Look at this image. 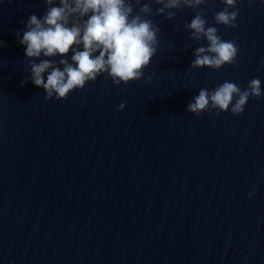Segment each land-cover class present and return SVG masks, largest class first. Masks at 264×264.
Returning a JSON list of instances; mask_svg holds the SVG:
<instances>
[{
  "label": "clouds",
  "instance_id": "1",
  "mask_svg": "<svg viewBox=\"0 0 264 264\" xmlns=\"http://www.w3.org/2000/svg\"><path fill=\"white\" fill-rule=\"evenodd\" d=\"M221 2L225 7L215 11L214 7H207L212 0H44L46 9L42 16L32 13L26 22L22 21L26 30L19 42L26 46L28 67L25 71L30 75L21 83L31 80L34 86L43 88L46 100L53 97L66 100L70 93L84 89L88 82H95L102 75L117 86L140 80L158 53L162 31L149 17L155 14L174 20L184 9L195 13L191 22L183 25L190 33L189 40L206 41V46L195 48L190 68L218 70L233 65L239 54L238 45L222 39L218 28L208 25L206 16L213 12L215 25L235 29L239 0ZM248 3L252 4L253 0ZM153 4L159 7L154 9ZM173 31H179V26ZM3 46L0 40V47ZM184 48L192 45L185 44ZM70 50L71 62L66 58ZM57 56L61 58L48 59ZM41 57L46 59L37 63ZM147 82H151V76ZM262 97L259 78L251 79L245 90L234 82L224 81L212 90L200 88L186 111L196 117L213 111L216 115L230 111L238 116L250 98ZM125 107L126 102L120 103L118 111ZM253 195L254 192H249L250 197Z\"/></svg>",
  "mask_w": 264,
  "mask_h": 264
}]
</instances>
